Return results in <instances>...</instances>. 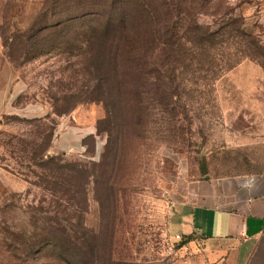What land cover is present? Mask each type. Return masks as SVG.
Masks as SVG:
<instances>
[{
	"label": "rangeland",
	"instance_id": "obj_1",
	"mask_svg": "<svg viewBox=\"0 0 264 264\" xmlns=\"http://www.w3.org/2000/svg\"><path fill=\"white\" fill-rule=\"evenodd\" d=\"M64 3L0 0V264H71L55 241L82 264H184L172 223L187 185L264 172V0H189L216 34L195 56L208 61L167 106L150 85L144 110L136 89L117 98L112 144L103 76L84 38L65 39Z\"/></svg>",
	"mask_w": 264,
	"mask_h": 264
},
{
	"label": "trees",
	"instance_id": "obj_2",
	"mask_svg": "<svg viewBox=\"0 0 264 264\" xmlns=\"http://www.w3.org/2000/svg\"><path fill=\"white\" fill-rule=\"evenodd\" d=\"M188 1L61 0V4L65 2V39L71 35L84 38L83 53L89 66L103 76L98 94L108 110L103 121L109 132V144L119 135L116 112L111 110L118 99L117 104H127L136 89L138 97L134 101L143 108L145 100L141 93L150 85L162 94L159 103L167 106L181 86L182 73L199 71L197 64L208 61L201 63L195 56L201 53L204 57L212 50L216 34L205 30L191 16L186 9ZM33 36L32 33L27 36L26 44L30 47L36 45ZM143 119L140 113L135 114L138 126L144 124ZM101 122L97 123L99 131ZM185 243L181 239L180 246ZM58 244L55 241L51 249L52 257L82 264L79 254L69 245L59 249L65 251H58ZM107 261L111 263L110 258Z\"/></svg>",
	"mask_w": 264,
	"mask_h": 264
},
{
	"label": "crops",
	"instance_id": "obj_3",
	"mask_svg": "<svg viewBox=\"0 0 264 264\" xmlns=\"http://www.w3.org/2000/svg\"><path fill=\"white\" fill-rule=\"evenodd\" d=\"M182 199L172 227L184 264H264V172L194 180Z\"/></svg>",
	"mask_w": 264,
	"mask_h": 264
},
{
	"label": "built area",
	"instance_id": "obj_4",
	"mask_svg": "<svg viewBox=\"0 0 264 264\" xmlns=\"http://www.w3.org/2000/svg\"><path fill=\"white\" fill-rule=\"evenodd\" d=\"M177 238L181 239V235H177Z\"/></svg>",
	"mask_w": 264,
	"mask_h": 264
}]
</instances>
